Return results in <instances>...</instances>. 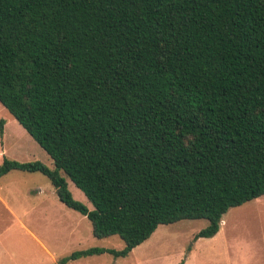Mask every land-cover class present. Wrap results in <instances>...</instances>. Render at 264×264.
Instances as JSON below:
<instances>
[{"label":"trees","instance_id":"16d2710c","mask_svg":"<svg viewBox=\"0 0 264 264\" xmlns=\"http://www.w3.org/2000/svg\"><path fill=\"white\" fill-rule=\"evenodd\" d=\"M0 103L52 160L3 158L0 177L42 173L125 243L58 264L182 219L213 236L264 195V0H0Z\"/></svg>","mask_w":264,"mask_h":264},{"label":"rangeland","instance_id":"374dc122","mask_svg":"<svg viewBox=\"0 0 264 264\" xmlns=\"http://www.w3.org/2000/svg\"><path fill=\"white\" fill-rule=\"evenodd\" d=\"M0 163L40 160L52 167L45 150L0 103ZM73 197L93 205L66 175ZM205 218L160 224L126 256L91 255L66 264H264V195L231 207L218 232L196 238ZM119 235L97 238L80 212L65 206L51 181L40 172L11 170L0 177V264H58L74 250L88 247L121 249Z\"/></svg>","mask_w":264,"mask_h":264},{"label":"crops","instance_id":"0c3cea01","mask_svg":"<svg viewBox=\"0 0 264 264\" xmlns=\"http://www.w3.org/2000/svg\"><path fill=\"white\" fill-rule=\"evenodd\" d=\"M3 133V132H2ZM6 175V174H5ZM100 255V254H99ZM81 258H83V257H81ZM78 259H80V258H78ZM77 260V259H76ZM71 261H73V260H71ZM58 263V262H57ZM68 263V262H67Z\"/></svg>","mask_w":264,"mask_h":264}]
</instances>
